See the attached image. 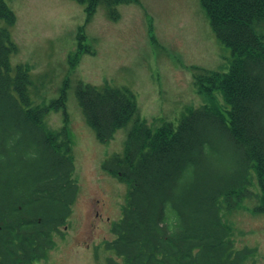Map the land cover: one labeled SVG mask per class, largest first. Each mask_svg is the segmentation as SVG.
Wrapping results in <instances>:
<instances>
[{
	"label": "trees",
	"instance_id": "1",
	"mask_svg": "<svg viewBox=\"0 0 264 264\" xmlns=\"http://www.w3.org/2000/svg\"><path fill=\"white\" fill-rule=\"evenodd\" d=\"M74 1L89 19L104 6L112 20L120 17L119 5L140 3ZM201 2L217 37L235 55L229 72L201 77L209 83L204 92L213 93L211 104L188 108L177 126L153 128L140 117L131 90L79 85V105L99 141L113 140L131 124L124 152L103 166L129 187L114 238L105 242L112 253L105 264H256L248 261L256 249H236L222 212L252 196V170L264 212V0ZM15 23V13L0 0V264H35L54 247L79 187L69 132L46 121L61 107L67 116L66 89L49 105L33 104L30 67L11 62ZM214 135L237 148L240 167L199 176L198 165L213 154Z\"/></svg>",
	"mask_w": 264,
	"mask_h": 264
},
{
	"label": "rangeland",
	"instance_id": "2",
	"mask_svg": "<svg viewBox=\"0 0 264 264\" xmlns=\"http://www.w3.org/2000/svg\"><path fill=\"white\" fill-rule=\"evenodd\" d=\"M16 15L10 27L17 51L13 66L30 67L34 105H49L66 89V111L51 110L46 121L53 130L66 128L71 138L73 178L79 191L68 221L54 235L55 245L38 264H105L111 252L105 242L114 238L112 226L122 217L128 186L104 169V162L122 154L131 124L103 143L79 105L80 83L131 90L140 117L160 127L179 124L188 108L211 104L204 92L205 73L230 71L232 49L214 32L201 0H140L118 6L120 17L109 19L99 6L88 18L85 6L74 0H6ZM216 101L225 106L223 97ZM213 154L198 165L227 175L240 167L237 148L214 135ZM252 196L223 209L236 249H256L248 260L264 264V212L257 174H250ZM13 194V193H12ZM98 214L100 215L98 217Z\"/></svg>",
	"mask_w": 264,
	"mask_h": 264
},
{
	"label": "flooded vegetation",
	"instance_id": "3",
	"mask_svg": "<svg viewBox=\"0 0 264 264\" xmlns=\"http://www.w3.org/2000/svg\"><path fill=\"white\" fill-rule=\"evenodd\" d=\"M98 216H99V214H98Z\"/></svg>",
	"mask_w": 264,
	"mask_h": 264
}]
</instances>
